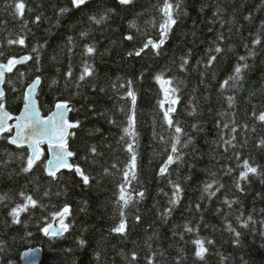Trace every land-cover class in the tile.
Wrapping results in <instances>:
<instances>
[{
  "label": "trees",
  "instance_id": "16d2710c",
  "mask_svg": "<svg viewBox=\"0 0 264 264\" xmlns=\"http://www.w3.org/2000/svg\"><path fill=\"white\" fill-rule=\"evenodd\" d=\"M7 2L11 0H0V52L4 53L0 62L24 55L32 59L7 73L6 108L13 116L19 115L22 92L37 76L41 79L38 99L45 116L56 102L68 101L73 108L70 122L80 121L68 141L76 153L71 160L89 177V184L84 185L75 171L61 172L56 180L49 177L43 170L49 159L46 144L32 173H23L26 160L21 161L20 156H27V148L0 139V197H5L0 203V263L19 264L25 250L42 246L43 264H148L149 260L152 264H201L193 255L191 242L200 238L213 241L205 244L209 249L206 264H264V226L260 223L264 220V176L250 174L248 181H239L244 188L239 191L236 180L241 169L235 156L240 154V164L248 159L258 172H264V147L258 146L264 139V124L252 116L253 111L257 115L264 111V0H169L181 5L178 23L161 55L146 50L141 57H128L127 53L146 38H157L158 26L152 22L158 25L164 0H136L134 11L117 9L103 25L90 23L88 13L78 10L60 15V8L71 9L70 0H25V28L19 18L5 11ZM106 3L115 7L112 0ZM37 15L39 22H35ZM249 16L251 19H245ZM132 21L138 28L129 27ZM82 31L88 34L81 35ZM126 35L134 39H123ZM19 36L24 45L7 43ZM257 40L260 43H255ZM86 46H95L97 52L86 54ZM217 46L220 53L214 51ZM187 53L188 64L181 68ZM212 55L217 59L207 66ZM241 56L245 60H240ZM86 63L93 74H85L80 81ZM237 65L241 75L234 82L230 77L236 75ZM69 70L72 77L67 76ZM161 72L174 83L183 81L177 93L179 102L173 105L176 111L170 114L183 129L177 145L181 159L170 165L165 177L158 172L176 133L163 119L166 109L157 104L163 93L155 75ZM129 79L134 81V109L126 96ZM89 104L94 111L85 107ZM133 111L135 139L121 140ZM233 121L236 132L231 131ZM227 140L236 147L225 144ZM128 143L137 155V179L126 185L125 195L131 193L133 201L123 209L128 228L121 236L111 229L121 219L120 184L131 155ZM91 146L99 155L90 152ZM229 168L233 171L226 175ZM173 183L182 189L175 206L168 204ZM207 183L212 184L209 191L215 192L211 197L204 192ZM21 191L37 199L38 206L31 215L21 214V224H13L9 212L22 202ZM138 191L145 196L140 198ZM225 200L237 202L229 208ZM65 204L70 208L65 220L69 231L62 237H45L40 231L42 220L44 226L54 224L52 212ZM168 207L174 210L165 218L162 212ZM136 215L141 222L135 221ZM249 216L254 223L243 227L238 217L247 220ZM185 225L193 231L186 232ZM229 225L242 233L239 244L233 242L235 233L227 230Z\"/></svg>",
  "mask_w": 264,
  "mask_h": 264
},
{
  "label": "snow or ice",
  "instance_id": "6c2138e0",
  "mask_svg": "<svg viewBox=\"0 0 264 264\" xmlns=\"http://www.w3.org/2000/svg\"><path fill=\"white\" fill-rule=\"evenodd\" d=\"M112 4L109 5L106 3V0H70L71 9L69 8H60L59 14L63 15L70 10H78L82 13H88V20L92 24L103 25L108 20L111 19L113 15L116 14L117 9H122L124 11H134L136 0H112ZM5 11H9L13 18H19L21 20V27H27V22L24 21L25 10H26V2L25 0H11V2L5 3ZM158 7V6H155ZM180 3H172L169 0H164L162 8H159L161 13L159 17L158 25L156 22H152L154 27L158 26V34L157 38H146L145 42L141 44V46L135 48L134 51H129L127 53L128 57H141L142 54H147L146 50L154 52L156 56L162 54V49L169 37L173 27L178 23V10H180ZM177 10V11H174ZM31 11V9H29ZM217 11H221L219 7H217ZM245 19H251V17H245ZM40 21V16L37 15L35 17V22ZM130 28H138V25L135 21H132L129 24ZM87 32L82 31L81 35H87ZM123 39L127 41H132L134 39L133 35L123 36ZM222 39V38H220ZM7 43L9 45L19 44L24 45L25 41L22 36L17 37L16 39H8ZM68 43H73L71 37L68 40ZM255 43H260L259 40L255 41ZM33 52L36 51L35 48L32 49ZM215 53H220L222 51L221 47L217 46L214 48ZM97 52L95 46H86V54L91 55ZM252 53H249L251 55ZM4 53L0 52V56H3ZM190 53L185 54V57H182V61L180 67L183 68L188 64V59L186 58ZM32 57L29 55H24L17 59L16 57H10L7 59L6 63L0 62V85L5 83V75L6 73H11L13 69L18 64H25L27 61L31 60ZM217 59V56L212 55L207 61V66H211L212 62ZM240 60H245V57L241 56ZM71 67V66H70ZM90 64L84 65V72L79 76V80L83 81L85 79V74L91 76L93 73L90 71ZM244 67L247 68L248 65L245 63ZM236 75L230 77L231 80L237 82L241 75V67L237 65L235 67ZM23 75V73H20ZM72 72L69 70L67 72L68 77H72ZM143 74L141 73V76ZM156 82L160 85V91L163 93V99L158 100L157 104L160 109L164 110L165 104L168 105L167 109L163 112V119L166 121L169 128H174L176 135L173 137L174 143L171 144V152L167 156L166 161L159 168L158 175L160 177H165L169 171L170 165L175 163L177 160H180L181 157L177 154L178 148L177 145L181 143L180 135L183 132V129L180 127L179 122L174 121L171 117V113H174L176 109L173 105L179 102V97L177 93L180 91L179 85L183 83V81L175 82L173 79H165L163 73L155 75ZM41 79L37 76L31 83L26 86V89L22 92V100H23V111L18 116H13L9 111L6 110V95L3 88H0V139H5L11 145H15L17 148H22L27 145L28 154L27 156H20L21 161L26 160V165L21 167V171L23 173H32L34 166L37 165L38 161H41V157L44 156V152L41 149L42 144H47V152L50 154L51 158L46 159L44 163V172L47 173L49 177L53 180L58 179L57 173L62 169L66 168L68 170H75V173L79 175L84 185L89 184V177L85 175L84 171H82L79 165L69 163V158L76 156V153L69 150V145L67 142L68 135H74V133H70L69 129H74L80 127V121L77 120L75 122H70L67 119V114L73 111V108L69 107L68 101H58L55 103V111L52 112L51 115L46 118L41 117L40 110L37 107L35 93L37 87L40 85ZM134 81L129 79L127 81V91L126 96L131 98V104L133 109L136 105V93L133 89ZM227 84V81H225ZM167 85V87H166ZM79 87L80 85L77 83L76 85ZM123 87V85H121ZM15 91V89H12ZM103 91V89H101ZM124 98V97H122ZM228 105L232 106V97H228ZM89 110L94 111L93 105H85ZM123 110V109H122ZM191 114V113H190ZM103 115V113H101ZM252 116L258 120L261 124H264V111H261L258 115L255 111H253ZM14 120V124H9L8 121ZM135 125V115L133 114L128 118V126L123 128L124 135L121 136V140H124L125 137H129L131 139H135L136 133L134 131ZM195 127V125H193ZM228 124H224V128H228ZM245 130H247V124L243 126ZM13 129H15L13 134ZM232 132H236L235 121H233V127L231 128ZM255 131V129H253ZM8 133V135H4ZM236 137L233 136L232 140H235ZM225 144L231 145L233 148L236 147L235 144H232L231 140L224 141ZM246 143V141H245ZM244 145H241L243 147ZM260 147H264V139L259 141ZM184 147H187L185 144ZM127 151L131 154L130 160L125 164L123 170V182L120 184V195L119 201H123L121 205V210L119 211V216L121 217L118 226L111 229L112 232L118 233L121 236H124L128 225L126 224L123 217L125 216L124 208H127L133 201V196L131 193L125 195L126 185L131 183V180L137 179L136 168H137V155L134 151L133 144H127ZM167 151V149H165ZM90 152L93 155H99L95 146L90 147ZM236 159L238 161V167H240V172L238 179L236 180V187L239 191L243 192L244 188L240 187L239 181H248L250 179V174L252 175H261L264 176V172H258V168L253 166L248 159H243L242 164L239 163L241 160V156L239 153H235ZM112 168H116L115 164L111 165ZM233 169H227L226 175L230 174ZM104 172L107 173L108 169H104ZM172 183V181H169ZM261 183H264V179L261 180ZM222 187V186H221ZM212 188V184L207 183L204 187V192L208 193L209 197L215 195V192L209 191ZM182 189L179 184L173 183V192L172 196L168 200V204L171 206H175L179 203L180 193ZM219 191V187L216 189ZM19 195L22 197V202H18L14 207H11L9 215L12 217L13 224H21V214L28 212L31 215V210L36 209L38 206L37 199H34L32 195H27L25 192L21 191ZM45 196L48 195V192L44 193ZM137 195L140 198L145 196V192L138 191ZM5 200V197H0V203ZM235 200H225L224 203L228 205L229 208L232 207V204L236 203ZM41 208L46 207L43 204H40ZM199 208V205H197ZM174 210V207H168L164 209L162 212V216L165 214H171ZM261 212L264 213V209H261ZM70 214V208L67 204H65L61 210L54 211L51 214L52 221H58L60 227L54 228L51 222H47L46 226H44L43 220L41 223L40 231L43 232L45 237L50 239H54L59 236H63L69 230L70 224L65 223L67 216ZM166 218V216H165ZM137 223L141 222V217L136 215L134 217ZM241 219L243 227H248L249 222L253 221L252 216H249L247 220H243L242 217H238ZM261 225L264 226V220H262ZM227 230L232 233H235V237L233 242L239 244L240 237L242 235L241 232L234 229L232 226H228ZM185 231L191 233L193 231L192 228L185 225ZM264 235V232L261 233ZM31 235V233H28ZM192 244L195 246L193 249V255L201 264H206V254L209 252V249L205 246V244H213L212 240H202L200 238H195L192 241ZM85 242L83 240L80 241V244L83 246ZM183 259V257H181ZM132 260H136L135 254L132 256ZM148 264H152V261L149 260ZM175 264H181V261H176Z\"/></svg>",
  "mask_w": 264,
  "mask_h": 264
},
{
  "label": "water",
  "instance_id": "95a60500",
  "mask_svg": "<svg viewBox=\"0 0 264 264\" xmlns=\"http://www.w3.org/2000/svg\"><path fill=\"white\" fill-rule=\"evenodd\" d=\"M28 62V61H27ZM26 62V63H27ZM18 65H23V64H18ZM6 77H7V73H6V75H5V80H6ZM4 85H5V83L3 84V85H0V88H3L4 89V91H5V87H4ZM40 86H41V83H40V85L37 87V90H36V93H35V99H36V103H37V107L39 108V110H40V115H41V117H43V118H46L47 116H49V115H51L52 114V112H54L55 111V107H54V109L52 110V112L49 114V115H47V116H45L44 115V113H43V111H42V109H41V105H40V102H39V99H38V93H39V89H40ZM5 95H6V93H5ZM69 107L70 108H72V106L69 104ZM6 110L7 111H9L7 108H6ZM23 111V108L21 109V111H20V113ZM10 112V111H9ZM11 113V112H10ZM20 113H19V115H20ZM12 114V113H11ZM70 114H71V112H69L68 114H67V119L70 121ZM8 123L9 124H14L15 123V121L13 122V120H10V121H8ZM13 131H15V129H13ZM69 132L71 133L72 132V129H69ZM14 134V133H13ZM69 138H70V135H68V137H67V142L69 141ZM43 145H45V144H42L41 145V149H42V151L44 152V148H43ZM47 145V144H46ZM13 146H15V145H13ZM16 147V146H15ZM22 148H27V145H25L24 147H22ZM69 150H70V148H69ZM51 158V156H50V154H49V159ZM72 157L71 158H69V163H72ZM73 172V171H75L74 169L73 170H68V169H66V168H62L58 173H57V175L58 174H60L61 172ZM53 225V227L54 228H59L60 227V225L58 224V223H54V224H52ZM69 231V230H68ZM67 231V232H68ZM66 232V233H67ZM66 233H64V235L66 234ZM63 235V236H64ZM59 237H62V236H59ZM43 261H44V248L42 247V246H38V247H34V248H31V249H28V250H25L23 253H22V255H21V262L19 263V264H43ZM1 264V263H0Z\"/></svg>",
  "mask_w": 264,
  "mask_h": 264
},
{
  "label": "rangeland",
  "instance_id": "374dc122",
  "mask_svg": "<svg viewBox=\"0 0 264 264\" xmlns=\"http://www.w3.org/2000/svg\"><path fill=\"white\" fill-rule=\"evenodd\" d=\"M166 87H167V85H166ZM167 107H168V105L165 104V109H167ZM55 223H58V221H56ZM58 224H59V223H58Z\"/></svg>",
  "mask_w": 264,
  "mask_h": 264
}]
</instances>
